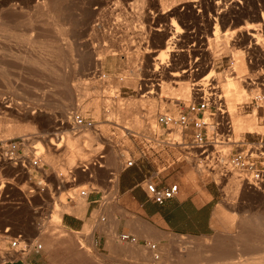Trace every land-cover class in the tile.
Here are the masks:
<instances>
[{
    "label": "rangeland",
    "instance_id": "rangeland-1",
    "mask_svg": "<svg viewBox=\"0 0 264 264\" xmlns=\"http://www.w3.org/2000/svg\"><path fill=\"white\" fill-rule=\"evenodd\" d=\"M26 1L0 0V58L3 55L0 66L7 65L6 69L0 68V76L3 77L0 78V96L11 97L13 103L11 113L3 114L0 109V136L16 137L26 134L30 138V144L35 147L39 144L36 149L43 159L41 163L44 171L36 170L32 181L36 182L41 178L43 172L42 175L47 177L49 190L41 198L30 197L29 190L34 187L33 182L26 181L22 185L17 182L16 185L24 192L21 195L14 190L12 196L19 199L21 204H10L3 208L0 221L7 218L27 235L37 237V241L42 243V248L36 255L37 264H264V188H249L245 184L241 185L234 177L227 181L219 179L198 168L189 159L184 160L178 150L171 148L169 154L164 153L166 163L156 161V167L161 169L172 163L171 156L174 158V163L161 171L162 180L167 181L177 165L186 167L193 176L215 189L219 210L230 227L208 236L166 233L162 241L151 240L157 244L160 254L159 259L154 260L152 252L144 243L122 241L113 232L120 217L112 208L118 203L106 198L102 210H87V200L79 195L80 189L85 187L84 181L87 177L76 167L89 163L104 148L107 153L105 166L118 168L116 154L119 150H123L126 156L125 149L136 152L143 144L141 140L148 134L149 126H155V118L159 113H174L180 109V102L187 99L182 97L181 91L189 86L193 78H202L208 72L207 67L206 73L196 72L200 65L203 67L209 63L212 67L214 74L209 83L219 84L217 81L224 74L235 76L236 74H231L229 51L232 47L243 49L245 61L252 50L256 51L254 46H250L256 40L250 43L243 38L247 32H255L249 29L257 27L253 26L257 22L251 19L254 13L263 18V25L257 28L261 30L260 38L263 39L258 40L264 43V0H242V4L237 3L236 6L240 5L245 11L240 14L241 22L232 25L230 22L238 14L224 7L222 8L226 14L230 12L226 20H211L208 26V18L206 15L201 16L197 7L192 11L188 9V12L186 7L181 9L184 3L179 4L176 6L179 10L174 15V22L181 33L173 35L174 40L170 44L164 43L171 34L165 37L164 32L155 31V28L166 29L171 20H165L156 14L148 0H113V3L111 0ZM132 11H139L142 15L139 12L135 15L137 13L133 14ZM215 25L222 31L233 33L230 40L221 39L219 47L211 49L208 39L212 36ZM140 30L143 33L136 35V31ZM239 41L242 44H237ZM147 48L154 51L145 54L144 49ZM161 48L168 49L167 54L162 57L165 63L161 65L167 75L163 77L160 74L157 77L158 82L155 83L158 85L152 87V94L149 95L145 93L144 83L148 82L145 79L150 78L148 74L154 68L155 61L152 58ZM181 48L183 51H178ZM98 56L100 59L96 60L95 57ZM189 67L193 74L190 82H181L182 77L172 78L168 74L172 70L180 71ZM245 74L244 77L251 76L248 70ZM244 85L242 82L241 87ZM244 93V98L240 99L239 112L249 115L254 109V101L251 100L253 95L248 90ZM20 112V116L23 112L29 114L28 122L34 126L35 133L26 130L27 133L21 132L23 134L18 132L17 135H5L4 130L7 126L12 128L13 123L18 120L15 115ZM74 114L92 119L98 131L74 129L71 126ZM65 131L76 136L80 132H88L94 141L92 143L87 138H78L79 146L87 152L84 155L86 159L83 161L82 157H76L73 167L69 166L70 168L62 164L65 163L67 155L74 151L65 146ZM38 135H43L41 137L44 138L41 139ZM58 135L60 139L57 138ZM47 156L52 161L46 160ZM54 167L56 170L52 169ZM62 167L67 170L62 171ZM68 170L77 175V181L68 182ZM90 170L95 173L98 184H103L105 168L91 167ZM56 173L59 176L55 177ZM75 183L77 184L72 186ZM74 187H78L74 190L76 193L72 192ZM77 206L84 211L81 216L82 225L74 230L63 227L62 216L79 214L73 209ZM6 240L8 239L0 243L1 248L7 247Z\"/></svg>",
    "mask_w": 264,
    "mask_h": 264
},
{
    "label": "built area",
    "instance_id": "built-area-1",
    "mask_svg": "<svg viewBox=\"0 0 264 264\" xmlns=\"http://www.w3.org/2000/svg\"><path fill=\"white\" fill-rule=\"evenodd\" d=\"M254 50L256 51L252 50L248 60L245 61L251 76H245L243 84L246 88L256 89V95L251 98L254 101L252 110L255 111L256 117L262 119L264 117V48L257 45ZM215 85V88L206 86V90L192 88L191 99L186 104H181L180 109L174 113H159L155 118V126L152 128L149 126L148 134L142 135L143 144L136 152L125 149L127 156L123 150L117 152L118 168L105 166L107 153L104 148L89 163L79 166V170L88 180L85 187L80 189L79 195L87 200L91 193H99L102 205L105 204L106 198L116 201L118 171L142 162L150 169L149 175L140 182L146 196L156 204H163L174 198L179 190L178 182L163 181L160 177L161 171L174 163L173 156H171L172 163L161 169L156 167L157 160L162 164L167 162L164 155L169 154L171 148L178 150L184 160L189 159L198 168L214 174L219 179L227 181L234 177L249 188L262 190L264 133L244 134L236 138L230 115L226 111L222 88L218 83ZM71 126L79 130H97L92 119L80 114H74ZM41 158L35 146L30 144L27 135L0 136V216L3 208L9 207L10 204H21L19 199H14L12 196L14 190L21 195L24 192L16 185L17 182L20 185L26 181L33 182L34 187L29 190L30 197L41 198L45 191L49 190L47 177L42 175L43 172L41 178L36 182L32 181L36 170L44 171ZM91 167L105 168L104 184H98L95 173L90 170ZM69 173L68 182L77 181V175L72 170ZM119 238L122 241L137 242L134 236L127 233L119 234ZM5 239H8L7 247H0V264L17 262L36 264L32 256L38 254L42 248V243L37 241L36 236L27 235L21 230L13 232L9 225L0 226V243ZM144 245L152 252V258L158 260L160 254L157 251V244L149 241L144 242Z\"/></svg>",
    "mask_w": 264,
    "mask_h": 264
},
{
    "label": "bare ground",
    "instance_id": "bare-ground-1",
    "mask_svg": "<svg viewBox=\"0 0 264 264\" xmlns=\"http://www.w3.org/2000/svg\"><path fill=\"white\" fill-rule=\"evenodd\" d=\"M26 1V0H25ZM36 1H38V2H40L39 0H36ZM35 1V2H36ZM113 0H111V2H112ZM129 1V0H128ZM149 2H150V4L152 5V7L155 9V13L156 14H159V15H161V17L163 18V19H165V20H167V19H170L171 20V23H169V27H167L166 29H167V31H166V29H163V28H159V27H156L155 28V31H158V32H164V36L166 37L168 34H171V36L170 37H168L167 38V40L165 41V43L164 44H170V43H172V39L174 38V36H175V34L176 33H178V32H180L181 33V31H179V27H177V25L175 24V20H174V15H177V13H178V10L176 9V6L177 5H179V4H182V3H184V7H182L181 9H183V8H187V11H188V9H190L191 11L192 10H194V8H198V13L201 15V16H204V15H206V18H208V21L207 20H205V21H207L208 22V26H209V24H210V22H211V20H217L218 18H221V19H225L226 20V16L228 17V15L230 14V12H228L227 14H226V12L225 11H223V8L222 7H224V8H226V9H228V10H231L233 13H236V15L238 14V16L237 17H235L234 19H233V21H231L230 23V25H232V24H236V23H238L239 24V22H241L240 21V19H241V17L240 16H242V15H240L241 14V12H244L245 10H244V8H242V7H240V5H239V7H237L236 5H238L237 3H240V4H242V0H148ZM207 1V2H206ZM27 2V1H26ZM37 2V3H38ZM41 2H42V0H41ZM123 2V1H122ZM132 2V1H131ZM130 2V3H131ZM54 3V2H53ZM52 3V4H53ZM94 3V2H93ZM113 3V2H112ZM130 3H128V4H130ZM147 3V2H146ZM34 4V3H33ZM51 4V5H52ZM70 4V3H69ZM106 4V3H105ZM115 4V3H114ZM37 5V4H36ZM39 5V4H38ZM37 5V6H38ZM133 5H135V4H133ZM140 5V4H139ZM129 6V5H128ZM136 6H138V5H136ZM140 6H142V5H140ZM183 6V5H182ZM209 6H211V7H209ZM11 7V6H10ZM33 7H35L34 5H33ZM244 7V6H243ZM48 8H50V7H48ZM73 8V7H72ZM93 8V7H92ZM109 8V7H108ZM114 8H116V7H114ZM137 8V7H136ZM13 9V8H12ZM37 9V8H36ZM10 10V9H9ZM46 10V9H45ZM72 10V9H71ZM101 10V9H100ZM105 10V9H104ZM132 10H134V8H132ZM137 10V9H136ZM138 10H139V7H138ZM151 10V9H150ZM7 11V10H6ZM41 11H43V10H41ZM103 11V10H102ZM130 11V10H129ZM141 11V10H140ZM223 11V12H222ZM14 12V11H13ZM12 12V13H13ZM16 12H17V10H16ZM19 12V11H18ZM46 12H48V11H46ZM108 12V11H107ZM107 12H105V13H107ZM126 12V11H125ZM124 12V13H125ZM133 12H139V11H132V13ZM141 12H143V11H141ZM141 12H139L140 14H141ZM189 12V11H188ZM225 12V13H224ZM10 13V12H9ZM9 13H7V14H9ZM51 13V12H50ZM91 13H95L94 11L92 12L91 11ZM99 13V12H98ZM100 13H102V12H100ZM109 13V12H108ZM129 13V12H128ZM131 13V12H130ZM139 13H137V14H135V15H138ZM153 13V12H152ZM154 13V14H155ZM248 13V12H247ZM45 14V13H44ZM134 14V13H133ZM133 14H131V15H133ZM191 14V13H190ZM252 14V13H251ZM142 15V14H141ZM152 15V14H151ZM250 15V14H249ZM34 16V15H33ZM39 16V15H38ZM130 16V15H129ZM144 16V15H143ZM18 17V16H17ZM48 17H50V16H48ZM127 17V16H126ZM133 17V16H132ZM249 17V16H248ZM35 18V17H34ZM107 18V17H106ZM2 19H4V18H2ZM18 19V18H17ZM125 19V18H124ZM204 19H205V17H204ZM251 19H253L254 21H256L257 23L255 24V25H253V26H257V27H260V26H262L263 25V18H262V16L260 17L257 13H254L252 16H251ZM132 20H134V19H132ZM98 21V20H97ZM103 21V20H102ZM126 21V20H125ZM162 21V20H161ZM169 21V20H168ZM13 22V21H12ZM159 22V21H158ZM113 24V23H112ZM134 24V23H133ZM224 24V23H223ZM71 25V24H70ZM187 25V24H186ZM128 26H130V25H128ZM158 26V25H157ZM223 26V25H222ZM114 27V26H113ZM115 27H118L117 25L115 26ZM131 27H132V25H131ZM149 27H150V25H149ZM257 27H251V28H249L250 30H254L255 32H247V34H246V36H245V34L243 35V36H245V37H243V38H245V39H248L249 41H250V43H251V41L252 40H256V41H254V43H252V44H250V46L252 45V46H257V45H261L263 48H264V43L263 42H261V40H263V39H261L260 38V36H262V34L260 33L261 32V30L259 29V28H257ZM14 28V27H13ZM19 28V27H18ZM97 28V27H96ZM140 28V27H139ZM220 27H218V26H216L215 25V27L213 28L214 29V31L212 32V36L208 39V43L210 44L209 46H211L210 48L211 49H215L216 47H219V45H220V40L221 39H226V40H230V37L232 36V33H233V31L232 32H229V33H227L226 31H222L221 29H219ZM245 28V27H244ZM38 29V28H37ZM98 29H99V27H98ZM129 29V28H128ZM32 30H33V28H32ZM245 30V29H244ZM130 31V30H129ZM183 31V30H182ZM247 31V30H246ZM137 32V34L136 35H141L143 32L140 30V32H138V31H136ZM142 32V33H141ZM241 32V31H240ZM1 33V32H0ZM141 33V34H140ZM241 34H242V32H241ZM108 35V34H107ZM174 35V36H173ZM145 36V35H144ZM158 36V35H157ZM4 37V36H3ZM3 37H1V38H3ZM261 39V40H258V39ZM5 40H6V38H4ZM109 39V38H108ZM176 39V38H175ZM3 40V39H2ZM174 40V39H173ZM0 42H1V40H0ZM3 42V41H2ZM6 42V41H5ZM14 42V41H13ZM109 42H111V41H109ZM133 42V41H132ZM258 42H260V43H258ZM22 43V42H21ZM249 43V42H248ZM14 44V43H13ZM237 44H242L240 41H239V43L237 42ZM4 45V44H3ZM131 45V44H130ZM1 46V45H0ZM21 46V45H20ZM97 46V45H96ZM2 47V46H1ZM1 47H0V50H1ZM24 47V46H23ZM147 47H148V45H147ZM150 47V46H149ZM172 47V46H171ZM153 49V48H152ZM210 49V50H211ZM111 50V49H110ZM178 50V49H177ZM8 51V50H7ZM6 51V52H7ZM154 50H150V49H144V52H145V54H147V53H152ZM178 51H183V49L181 48L180 50H178ZM167 52H168V49H165V48H161L160 50H159V53L156 55V56H154L153 58H152V60H155L154 61V64H153V66H154V68L150 71V73L148 74V76L150 77V78H148V79H145V80H147L148 82L149 81H153V82H149V84H147V83H144V86H145V88H146V90H145V88H144V90H145V93L146 94H148L149 93V95H150V93L152 94V87H156V85H158V84H156L155 83V81H157L158 79H157V77L160 75V74H163V77H166V76H164L166 73H165V71H164V69H162V68H164V67H161V65L163 64V63H165V62H163L162 61V59L164 58L163 56L164 55H166L167 54ZM230 58H231V62H232V71H231V74L233 73L235 76H233V77H230V75H228V74H224V75H222L221 77L222 78H219V81H217V82H219V86H221V88H222V91H223V95H224V97H225V102H226V107H227V112H228V114L230 115V118H231V121H232V125H233V128H234V133H235V137L236 138H238L239 136H243L244 134H246V133H248V134H254V133H262V132H264V117L261 119V120H259V118L258 117H256V113H255V111L253 110L252 111V113L251 114H249V115H247V114H242L241 113V111L239 112V110H240V99L241 98H244V91H247L248 90V92L249 93H251L252 95H253V97L256 95V93H257V91H256V89H254V88H251V89H249V88H246L245 86L246 85H244L243 87H241V84H242V82H243V80H244V75H245V73H246V70H247V67H246V63H245V51L243 50V49H241V48H238V47H232L231 49H230ZM3 53H5V52H3ZM48 53V52H47ZM179 53H181V52H179ZM0 55H1V53H0ZM180 55V54H179ZM182 55V54H181ZM180 55V56H181ZM149 56V55H148ZM2 57H3V55H2ZM1 57V58H2ZM51 57V56H50ZM65 57V56H64ZM152 57V56H151ZM163 57V58H162ZM0 58V59H1ZM6 58V57H5ZM95 59L96 60H99L100 58H99V56L98 57H95ZM19 60V59H18ZM50 60V59H49ZM47 61V60H46ZM145 61V60H144ZM152 63V62H151ZM8 64H10V62H8ZM46 64V63H45ZM2 65H3V63H2ZM48 65V64H47ZM91 65V64H90ZM165 65V64H164ZM7 66V65H6ZM5 66V67H6ZM44 66V65H43ZM49 66V65H48ZM89 66V65H88ZM165 66H168V64H166ZM172 66V65H171ZM199 66V65H198ZM201 66V65H200ZM198 67L197 69H196V72L197 71H200V72H204V73H206L207 72V70L206 69H208V72H207V74L204 76V77H202V78H197V79H195V78H193L194 80H192V82H190L191 80H190V77L192 78V76H191V74H192V70H190L191 68L189 67V68H183L182 70H180V71H177V70H172V71H170L168 74H169V76L170 77H172V78H177L178 79V77H182V79H180V81L182 82V80H184L185 82H190V84H189V86L185 89V90H183V91H181V92H183V93H181L182 94V97H186L187 99L186 100H184L183 102H180V104H184V102H186L187 103V101L190 99V96H191V94H192V86H196L199 90L200 89H203V90H206V86H208V85H210L211 86V88H215V84H213V83H209V80L210 79H212V76H213V74H214V72H213V69H212V67H210V65H209V63H206L205 64V66H203V67ZM2 67H4V65L3 66H0V68L1 69H4V68H2ZM207 67V68H206ZM32 68H34V67H32ZM35 68H37V67H35ZM206 68V69H205ZM6 69V68H5ZM162 69V70H161ZM168 69V68H167ZM176 69V68H175ZM38 70H40L39 68H38ZM49 70H52V69H49ZM204 70H206V71H204ZM1 72V71H0ZM50 72V71H49ZM196 72H194V73H196ZM6 73H8V72H6ZM14 73V72H13ZM45 74H47V73H45ZM1 75V74H0ZM103 75V74H102ZM167 75V74H166ZM193 75V74H192ZM198 75V74H197ZM104 76V75H103ZM0 78L1 79H3V77H1L0 76ZM144 80V79H143ZM25 82V81H24ZM158 82V81H157ZM177 83V82H176ZM77 87V86H76ZM201 87V88H200ZM82 88V87H81ZM148 88H150V89H148ZM185 88V87H184ZM165 90V89H164ZM83 92V91H82ZM166 92H167V90H166ZM78 93V92H77ZM85 93V92H84ZM157 93V92H156ZM161 94H163V92H160ZM173 93V92H172ZM180 93V92H179ZM105 94V93H104ZM170 94V93H169ZM168 94V95H169ZM174 95L175 94H177V92H175V93H173ZM179 95V94H178ZM180 97H181V95H180ZM105 100V99H104ZM183 100V99H182ZM80 101H82V100H80ZM105 102V101H104ZM81 103V102H80ZM185 103V104H186ZM13 103H12V98L11 97H9V96H6L5 98H3V97H1L0 96V109H2L3 111H2V113L3 114H7V113H11L12 111L10 110V108H12L13 107V105H12ZM63 104V103H62ZM179 104V105H180ZM109 106V105H108ZM116 108V107H115ZM118 109V108H117ZM26 110V109H25ZM25 110H22V111H25ZM28 110V109H27ZM120 110V109H119ZM28 113L30 112L29 110L27 111ZM27 112L24 114V112H23V114H22V116H20V115H18V114H21L22 112H20V113H17L16 115H15V117L16 118H18V120L16 121V122H14L13 124L14 125H12V128L11 129H9L8 128V126L6 127V129H8L7 131H6V129L4 130V132H5V135H11L12 133H13V135H17V133L18 132H24V131H26V130H28V132L30 131V132H34L35 133V131H33V129H34V126H32V124H30L28 121H30L29 120V114H27ZM121 112V111H120ZM33 113V112H32ZM31 113V114H32ZM118 116V115H117ZM46 117V116H45ZM110 118V117H109ZM123 118V117H122ZM47 119V118H46ZM33 120V119H32ZM22 121H27L25 124L24 123H22V124H19L20 122H22ZM46 121V120H45ZM19 122V123H18ZM2 123V122H1ZM32 123V122H31ZM29 129H31V130H29ZM261 129H263L262 131H260ZM35 130V129H34ZM260 131V132H259ZM0 132H1V130H0ZM77 132V131H76ZM14 133H16V134H14ZM19 133V134H20ZM24 133H27V131L26 132H24ZM37 133V132H36ZM53 133H55V132H53ZM80 133H82V134H80ZM79 133V135H75L76 136V138L74 137V135L73 134H71V132L70 131H65L64 132V142H65V146H67V148L68 147H71L72 149H74V151L72 152V154H70V155H67L68 157L65 159V163H62L63 165H65V166H67V167H69V166H72V164L74 163V161H75V158L76 157H79V158H81L83 161H84V159H86V158H84V157H86V156H84V155H86V151L84 150V148L83 147H81V146H79V144H78V138H87L88 140H92L91 142L92 143H94V141H93V139L91 138V135L90 134H88V132L87 133H83V132H80ZM18 134V135H19ZM21 134H23V133H21ZM31 134H33V133H31ZM12 135V136H13ZM23 135H26V134H23ZM46 135V134H45ZM33 136H35V135H33ZM41 136H43V135H38V137H41ZM51 137H54V136H51ZM55 137H56V135H55ZM54 137V138H55ZM31 138H33V137H31ZM42 138H44V137H41V139ZM57 138L58 139H60V136L58 135L57 136ZM50 140H52V139H50ZM49 140V143H51V141ZM37 143V142H36ZM43 143V142H42ZM82 143V142H81ZM88 144H90V143H88ZM38 143H37V145H36V147H35V149L37 148L38 149ZM43 145V144H42ZM54 145V144H53ZM57 145V144H56ZM98 145V144H97ZM91 146H93V145H91ZM41 147V146H40ZM48 147V146H47ZM46 147V148H47ZM93 148V147H92ZM48 149V148H47ZM71 149V150H72ZM95 149V148H94ZM54 150V149H53ZM92 150V149H91ZM45 151H47V150H45ZM92 151H96V150H92ZM67 152H68V150H67ZM60 153V152H59ZM89 153V152H88ZM49 154V153H48ZM52 154V153H51ZM59 155V154H58ZM59 156H61V155H59ZM46 160H48V161H52V158L50 157V156H47L46 158H45ZM58 159V158H57ZM43 160V159H42ZM64 160V159H63ZM80 161V160H79ZM87 163H84L83 165H86ZM74 165V164H73ZM73 167V166H72ZM76 167H79V166H76ZM60 168H61V165H60ZM70 168V167H69ZM53 170H56V168L54 167V168H52ZM62 171H66L67 170V168H64V167H62ZM77 170V169H76ZM60 171H61V169H60ZM70 170H68L67 172H69ZM56 172V171H55ZM79 172H81V170H79ZM58 174H59V171L57 172ZM57 173L55 174V177L56 176H59V175H57ZM61 173V172H60ZM62 173H65V172H62ZM81 173H83V172H81ZM84 174V173H83ZM62 175V174H61ZM61 177V176H60ZM65 177V176H64ZM56 179V178H55ZM57 179H59L58 177H57ZM64 180H65V178H64ZM60 181H63L62 179L60 180ZM59 180H58V182H60ZM88 182V180H85L84 181V183H85V185H86V183ZM61 183V182H60ZM77 183H75V184H73L72 186H75ZM232 184V183H231ZM241 185H243L242 183H241ZM233 186H235V185H233ZM61 187V186H60ZM230 187V186H229ZM24 188V187H23ZM25 189V188H24ZM77 190L78 189V187H74V188H72V192L73 193H76V191H74V190ZM232 189V188H231ZM235 189H236V187H235ZM241 189V188H240ZM234 190V189H233ZM236 191V190H235ZM254 192H256L255 190H254ZM230 194H233V193H230ZM60 217V216H59ZM59 221V220H58ZM141 233V232H140ZM139 234V233H138ZM142 235H143V233H142ZM218 254L216 253V256H217ZM215 257V256H214ZM213 257V258H214Z\"/></svg>",
    "mask_w": 264,
    "mask_h": 264
},
{
    "label": "crops",
    "instance_id": "crops-1",
    "mask_svg": "<svg viewBox=\"0 0 264 264\" xmlns=\"http://www.w3.org/2000/svg\"><path fill=\"white\" fill-rule=\"evenodd\" d=\"M149 173L148 165L142 162L118 171V198L115 201L118 204L116 207L112 206V210L118 214L120 220L113 229L114 233L130 234L138 242L144 243L151 240L162 241L166 233L208 236L230 227L229 222L222 217V212L219 210V200L216 198L215 189L193 176L186 167L177 165L169 176L167 182H178L179 190L174 198L163 204H156L149 200L140 183ZM87 203L88 211L89 209L102 210L105 207L101 203L99 193H91ZM73 209L79 214H69L71 216L64 214L61 218L62 226L71 230L82 225L81 216L84 214L82 207L77 206ZM7 225L13 232L20 230L11 220L5 218L0 226ZM36 255L32 256L35 260Z\"/></svg>",
    "mask_w": 264,
    "mask_h": 264
}]
</instances>
